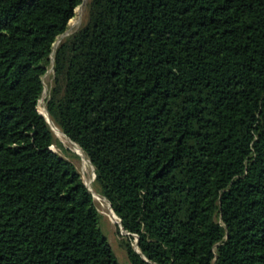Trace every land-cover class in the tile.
<instances>
[{"label": "trees", "instance_id": "16d2710c", "mask_svg": "<svg viewBox=\"0 0 264 264\" xmlns=\"http://www.w3.org/2000/svg\"><path fill=\"white\" fill-rule=\"evenodd\" d=\"M81 3L0 0V264H120L52 65L131 264H264V0Z\"/></svg>", "mask_w": 264, "mask_h": 264}, {"label": "rangeland", "instance_id": "374dc122", "mask_svg": "<svg viewBox=\"0 0 264 264\" xmlns=\"http://www.w3.org/2000/svg\"><path fill=\"white\" fill-rule=\"evenodd\" d=\"M89 1L90 0H82L81 5H79L76 8L77 10L78 9L79 10L78 11L75 10V16L70 20L67 31L63 35L60 36V37L63 36L62 40H64V38H66L70 34L75 33L77 30H79L86 23L87 18H88V3H89ZM60 42L54 44V51L56 50V48L58 47ZM53 58H54V53L52 55V61L54 62ZM54 73H55V70H54V66L52 65L49 68V70L47 71V73L45 74V76L43 77L45 89L43 92V96L39 101L38 110L41 113H44L46 115H47V112H46L47 111V100L49 98V95H50V92H51V89H52V86L54 83ZM54 132H55V135L63 142V144L67 148L71 149L72 151H74L77 154V152L73 149H78V148L73 144L71 147L69 144L64 142L65 139L63 137V133L60 130H58V128L55 125H54ZM53 148L55 150L61 152L59 149H57V147H53ZM80 153H81V156H79L77 154L80 158L76 157V158H73L72 160L75 162L78 170L80 171L84 182L91 188V190L93 192H95V195H99L95 189L94 167L91 164V162L89 161V159L87 158V156L85 155V153L84 154L82 152H80ZM61 154H62V152H61ZM83 155L86 156L87 160H85ZM95 200L97 202L99 211L101 212V214L103 216V223H102L103 228L105 229V231L109 237L110 243L113 246V248H114V250H115V252L119 258L120 264H131V262L129 261L126 249L123 245V241L128 240V236L126 235L128 233H125L123 231V229H121L120 224H114V221L111 219V217H109V212H111L110 202L109 201L107 202L106 200L98 198V197H96ZM129 235L131 238L132 235L131 234H129ZM136 241H137V238H135V240H133L131 242L136 244Z\"/></svg>", "mask_w": 264, "mask_h": 264}, {"label": "water", "instance_id": "95a60500", "mask_svg": "<svg viewBox=\"0 0 264 264\" xmlns=\"http://www.w3.org/2000/svg\"><path fill=\"white\" fill-rule=\"evenodd\" d=\"M76 10V9H75ZM63 35V34H62ZM61 36V35H60ZM58 37L57 38V40H56V42H55V44L56 43H58V42H60L61 40H62V37ZM54 59V58H53ZM40 112V111H39ZM41 113V112H40ZM43 116H45L46 117V119H47V121L49 122V124L51 125V128L53 129V131H54V128H53V125H52V122H51V120H50V118H49V116H50V114H49V112H48V109H47V114L49 115H46V114H43V113H41ZM90 162H91V160H89ZM91 164H92V162H91ZM93 165V164H92ZM93 167H94V165H93ZM94 173H95V167H94ZM95 178H96V173H95ZM86 184V183H85ZM87 185V184H86ZM87 187L91 190V188L87 185ZM92 191V190H91ZM93 192V191H92ZM93 194H94V197H95V192H93ZM102 196V195H101ZM104 197V196H103ZM110 206H111V204H110ZM112 208V207H111ZM119 218V217H118ZM119 220H120V222H121V219L119 218ZM120 227H121V229H123V227H122V224H120ZM128 233V232H127ZM129 234V233H128ZM135 248H136V250L138 251V252H140V250H139V248H138V245H137V241H136V244H135Z\"/></svg>", "mask_w": 264, "mask_h": 264}, {"label": "bare ground", "instance_id": "6f19581e", "mask_svg": "<svg viewBox=\"0 0 264 264\" xmlns=\"http://www.w3.org/2000/svg\"><path fill=\"white\" fill-rule=\"evenodd\" d=\"M77 10V9H76ZM79 10V9H78ZM77 10V11H78ZM56 47V46H55ZM47 112V111H46ZM44 114V113H43ZM48 115V114H47ZM49 116V115H48ZM49 118H50V116H49ZM50 120H51V118H50ZM51 122H52V120H51ZM52 125H53V123H52ZM53 128H54V125H53ZM63 135H64V133H63ZM65 136V135H64ZM72 144H74L75 146L77 145V144H75V143H72ZM78 149H73V150H75L76 152H77V154L79 155V156H81V153L80 152H82L83 154H84V152L78 147V145L76 146ZM83 157L85 158V160H87L86 159V156L85 155H83ZM96 197H98V198H101V199H104V200H106L104 197H102V196H100V195H95V198ZM107 201V200H106ZM108 202V201H107ZM110 209H111V212H109V217H111V219L114 221V224H115V220L113 219V216L115 215V217H116V220H118V217L116 216V214L114 213V211H113V209L110 207ZM113 212V213H112ZM118 224H121V222H120V220H118ZM124 231V230H123ZM125 232V231H124ZM126 233V232H125Z\"/></svg>", "mask_w": 264, "mask_h": 264}]
</instances>
